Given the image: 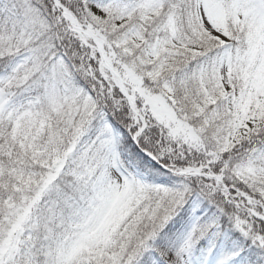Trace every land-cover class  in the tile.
<instances>
[{
    "label": "snow or ice",
    "instance_id": "1",
    "mask_svg": "<svg viewBox=\"0 0 264 264\" xmlns=\"http://www.w3.org/2000/svg\"><path fill=\"white\" fill-rule=\"evenodd\" d=\"M0 264H264V0H0Z\"/></svg>",
    "mask_w": 264,
    "mask_h": 264
}]
</instances>
